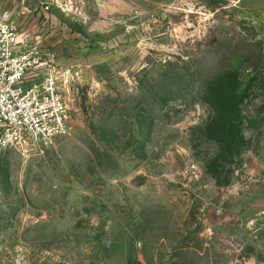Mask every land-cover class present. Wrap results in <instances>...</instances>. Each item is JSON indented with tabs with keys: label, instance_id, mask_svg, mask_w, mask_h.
<instances>
[{
	"label": "rangeland",
	"instance_id": "374dc122",
	"mask_svg": "<svg viewBox=\"0 0 264 264\" xmlns=\"http://www.w3.org/2000/svg\"><path fill=\"white\" fill-rule=\"evenodd\" d=\"M66 2L0 0L75 72L46 156L0 153V264H264V0Z\"/></svg>",
	"mask_w": 264,
	"mask_h": 264
},
{
	"label": "built area",
	"instance_id": "2783aa9c",
	"mask_svg": "<svg viewBox=\"0 0 264 264\" xmlns=\"http://www.w3.org/2000/svg\"><path fill=\"white\" fill-rule=\"evenodd\" d=\"M67 0H30L37 11L67 12ZM60 68L39 37L0 18V153L26 159L46 156L69 130L74 74Z\"/></svg>",
	"mask_w": 264,
	"mask_h": 264
},
{
	"label": "trees",
	"instance_id": "16d2710c",
	"mask_svg": "<svg viewBox=\"0 0 264 264\" xmlns=\"http://www.w3.org/2000/svg\"><path fill=\"white\" fill-rule=\"evenodd\" d=\"M237 107L235 106V104H233V102L229 101V99H224V101H220L218 102L215 106L213 105L212 107V111H213V116L215 119V123L216 120H218L219 117H221L222 119H225L224 117H229L227 111L231 110V113L233 111H236ZM215 125V124H214ZM213 125V127H214ZM225 136L227 137V135L225 134Z\"/></svg>",
	"mask_w": 264,
	"mask_h": 264
},
{
	"label": "crops",
	"instance_id": "0c3cea01",
	"mask_svg": "<svg viewBox=\"0 0 264 264\" xmlns=\"http://www.w3.org/2000/svg\"><path fill=\"white\" fill-rule=\"evenodd\" d=\"M31 3V2H30ZM14 4V3H13ZM16 4V3H15ZM15 4L13 5V6H8L7 8H5L4 10H3V12L1 13L0 12V18H4V19H10V20H14L16 23H17V26L19 27V29L21 30V31H23V29H22V27H26V25H28V23L29 22H27V23H24V22H22V20L20 21V20H18V18L21 16V14H19V13H17V12H15L14 10L15 9H13V12L11 13V12H9V10H11L12 8H16L15 7ZM22 6H24L25 4L24 3H22L21 4ZM24 7H26V5L24 6ZM27 9H29V10H31V9H33V10H35V11H37L36 9H35V6L34 5H32V3H31V5H29V6H27L26 7ZM8 11V12H7ZM8 13V14H7ZM17 14V18H16V15ZM16 18V19H15ZM21 27V28H20ZM24 32V31H23ZM30 35V34H29Z\"/></svg>",
	"mask_w": 264,
	"mask_h": 264
}]
</instances>
